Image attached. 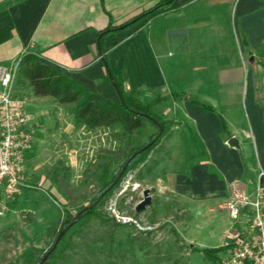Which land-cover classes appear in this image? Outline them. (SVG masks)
Returning <instances> with one entry per match:
<instances>
[{"label": "crops", "instance_id": "obj_1", "mask_svg": "<svg viewBox=\"0 0 264 264\" xmlns=\"http://www.w3.org/2000/svg\"><path fill=\"white\" fill-rule=\"evenodd\" d=\"M158 1L0 0V65L34 53L117 102L98 34ZM171 6L179 10L106 34L102 49L124 92L137 91L143 104L159 99L153 111L172 122L153 148V195L167 202L220 199L222 209L236 192L251 196L264 173V0H173ZM15 93L35 118L62 113L50 100L26 103Z\"/></svg>", "mask_w": 264, "mask_h": 264}, {"label": "rangeland", "instance_id": "obj_2", "mask_svg": "<svg viewBox=\"0 0 264 264\" xmlns=\"http://www.w3.org/2000/svg\"><path fill=\"white\" fill-rule=\"evenodd\" d=\"M13 84L26 103L45 98L63 109L45 118L31 114L37 124L34 147L24 166L28 187L0 217V264H38L63 230L66 212L74 215L87 206L99 193L103 179L116 176L129 154L149 143L157 131L146 121L129 135L120 125L95 129L76 126L70 119L74 105L36 95V85L20 77L19 66ZM153 153L154 149L118 182L130 174V183L139 184L136 191L127 188L119 199L120 208L128 201H140L142 191L150 190L151 204L139 215L156 228L147 234L137 233L106 215L105 204L117 192V185L98 206L96 215L64 235L49 264H215L202 250L224 245L245 219L234 223L227 215L226 201L224 210L219 208L220 199L167 202L153 195ZM209 208L213 212H208ZM218 258L222 260L223 255L219 253Z\"/></svg>", "mask_w": 264, "mask_h": 264}, {"label": "built area", "instance_id": "obj_3", "mask_svg": "<svg viewBox=\"0 0 264 264\" xmlns=\"http://www.w3.org/2000/svg\"><path fill=\"white\" fill-rule=\"evenodd\" d=\"M20 59L11 67L0 65V217L10 210V204L28 187L23 177L25 160L34 147V119L23 108V100L14 89V79ZM127 174L115 189V194L105 204L106 215L115 223L147 234L156 225L146 222L135 212L139 202L119 207V199L128 187L136 191L139 184L130 183ZM132 196H130V199ZM228 217L238 223L229 241L223 246L221 264H264V173L257 175L255 191L251 196L236 192L225 203Z\"/></svg>", "mask_w": 264, "mask_h": 264}, {"label": "trees", "instance_id": "obj_4", "mask_svg": "<svg viewBox=\"0 0 264 264\" xmlns=\"http://www.w3.org/2000/svg\"><path fill=\"white\" fill-rule=\"evenodd\" d=\"M172 2L173 0H159L153 7L140 13L139 15L130 19L121 26H109L98 34V46L101 50L100 55L103 59L107 78L112 84L118 96L117 102H113L111 100L101 97L98 94L89 92L73 80L69 79L67 76L63 75L57 69L43 64L38 58V56L34 53H25L20 58V77L36 85V95L52 96L54 98H57L60 103H72L74 105V124L76 126H85L88 129H93L101 127L107 128L120 125L124 134L127 135L138 131L142 127L144 121L149 122L151 125H153L157 131L158 127L155 122H157L163 128L162 134L158 136V138H156L147 149L137 154L131 160L126 170L124 171L122 177L129 169L134 168L138 162L142 161L143 157L150 153V151L157 145V143L162 138L165 131L169 128L172 122L161 119L153 111V105L156 104L159 99H157L156 101H152L149 104H143L137 98V91H131L129 93L124 92L121 74H114L108 66L106 52L102 49V39L106 34L115 32L120 28L128 26L140 19H145L149 22L161 15L169 13L170 11L179 10V8L171 6ZM194 103L198 104L197 102ZM204 110L210 111V109L207 107H204ZM156 135L157 132L151 135L149 141H151ZM143 146L144 144L137 147L132 153L129 154L128 158L131 157L133 153L138 151ZM114 177L109 181L107 180V178L103 179V185L99 193L92 198L91 202L87 206L79 210L81 211V214L78 220H74V217L79 211L74 215H71L69 212H66V219L64 220L63 226L61 228L64 230L67 226H69L66 229L65 234L76 224L86 223L91 217L96 215V210L98 206L102 203L104 199H106L111 194L112 190L119 183L118 182L102 198H99L100 194L104 190H106L107 187L112 183ZM64 235L61 237L60 242L63 240ZM223 249V246H221L219 248L203 249L202 252L215 264H221L218 255L222 252ZM55 251H53L48 256V258L43 264H49L54 260ZM41 258H39L38 263L40 262Z\"/></svg>", "mask_w": 264, "mask_h": 264}, {"label": "water", "instance_id": "obj_5", "mask_svg": "<svg viewBox=\"0 0 264 264\" xmlns=\"http://www.w3.org/2000/svg\"><path fill=\"white\" fill-rule=\"evenodd\" d=\"M155 124L157 125L158 127V132H157V135L151 140L149 141V143H147L146 145H144L141 149H139L137 152H135L131 157H129L125 162L124 164L121 166V169L119 170V172L117 173V175L115 176V178L113 179L112 183L107 187L106 190H104L99 198H102L107 192H109L117 183L118 181L120 180L122 174L124 173V171L126 170L127 166L129 165V163L131 162V160L137 155L139 154L140 152L144 151L146 148H148L156 138H158V136H160L163 132V128L157 123L155 122ZM235 143L234 140H230L229 141V144L230 145H233ZM151 204V195H150V190L149 189H144L142 191V197L140 199V201L136 204L135 206V212L136 214H139L141 213L146 207H148L149 205ZM81 214V211H79L75 217H74V220H78L79 216ZM68 227H66L67 229ZM66 229L64 230H61L57 236L55 237L52 245L50 246V248L44 253L43 257L41 258L40 262L38 264H43L46 259L48 258V256L56 250L60 240H61V237L65 234V231Z\"/></svg>", "mask_w": 264, "mask_h": 264}]
</instances>
